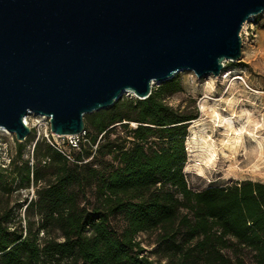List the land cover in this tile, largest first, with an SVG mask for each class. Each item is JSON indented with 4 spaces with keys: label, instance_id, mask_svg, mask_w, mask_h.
I'll use <instances>...</instances> for the list:
<instances>
[{
    "label": "trees",
    "instance_id": "trees-1",
    "mask_svg": "<svg viewBox=\"0 0 264 264\" xmlns=\"http://www.w3.org/2000/svg\"><path fill=\"white\" fill-rule=\"evenodd\" d=\"M181 91L174 76L85 115L70 158L42 138L30 162L16 141L0 193L8 202L32 185L35 198L23 200L24 224L13 221L21 205L1 209L0 264H156L143 233L177 264H264V183L188 186L184 142L198 114L166 103Z\"/></svg>",
    "mask_w": 264,
    "mask_h": 264
},
{
    "label": "water",
    "instance_id": "water-1",
    "mask_svg": "<svg viewBox=\"0 0 264 264\" xmlns=\"http://www.w3.org/2000/svg\"><path fill=\"white\" fill-rule=\"evenodd\" d=\"M264 0H0V128L22 143L29 114L52 134L125 93L145 99L182 71L219 77Z\"/></svg>",
    "mask_w": 264,
    "mask_h": 264
},
{
    "label": "rangeland",
    "instance_id": "rangeland-1",
    "mask_svg": "<svg viewBox=\"0 0 264 264\" xmlns=\"http://www.w3.org/2000/svg\"><path fill=\"white\" fill-rule=\"evenodd\" d=\"M245 24L246 29L240 31V60L226 61L219 78L209 75L196 79L191 71L177 73L175 76L181 82L182 91L166 98V103L174 109L187 108L198 114L188 124L184 142V145L187 142L186 159L189 152L192 161L183 172L188 186L195 190L229 180L264 183V11L251 16ZM230 71L233 73L223 79ZM209 84L212 89L208 88ZM124 96L134 98L128 93ZM26 124L31 137L23 141V158L31 162L35 144L42 138L46 140L47 128L45 119L33 114L26 117ZM129 126L135 127V124ZM0 136L7 143L6 151L0 152V164L7 166L15 154L16 140L13 141L12 135ZM60 141L65 144L66 138L62 137ZM16 184L17 181L13 187ZM35 189L30 185L27 189L13 191L8 202L0 193V211L6 203L15 207L21 205L16 210L19 216L13 221L21 218L24 224L23 200L34 199ZM155 239L156 233L138 236L145 253L156 264H177L176 259L163 257Z\"/></svg>",
    "mask_w": 264,
    "mask_h": 264
},
{
    "label": "built area",
    "instance_id": "built-area-1",
    "mask_svg": "<svg viewBox=\"0 0 264 264\" xmlns=\"http://www.w3.org/2000/svg\"><path fill=\"white\" fill-rule=\"evenodd\" d=\"M222 76V75H221ZM219 76V77H221ZM217 77V78H219ZM227 77V74L222 77L223 79ZM27 117V116H26ZM25 117V118H26ZM42 118L45 119V123H46V128L47 131L45 132L44 137L46 138V141L52 146L54 147L56 150H58L60 153H62L63 155H65L67 158H70L69 156V147H76L79 140L82 139L85 135V132L83 131L81 134L79 135H68V136H64V138H66V143L64 144V142H61L60 139L62 137L56 136L54 134H52L49 130V118L45 117V116H40ZM26 121V120H25ZM26 124V122H25ZM27 125V124H26ZM3 129V128H2ZM0 135H8L11 136L12 134L10 133H2L0 132ZM12 139L14 141V136L12 135ZM7 149V143L3 141L2 137L0 136V152L6 151ZM5 164H0V168L5 167Z\"/></svg>",
    "mask_w": 264,
    "mask_h": 264
},
{
    "label": "bare ground",
    "instance_id": "bare-ground-1",
    "mask_svg": "<svg viewBox=\"0 0 264 264\" xmlns=\"http://www.w3.org/2000/svg\"><path fill=\"white\" fill-rule=\"evenodd\" d=\"M246 27H247V25L246 24H244L243 25V27H242V30L244 31L245 29H246ZM225 64V63H224ZM233 72L232 71H230L228 74H227V77L230 75V74H232ZM243 79V78H242ZM234 80H238V78H235ZM208 88L210 89H212L213 88V86H212V84H209L208 85ZM206 97V96H205ZM25 120H26V118H25ZM26 122V121H25ZM0 132H2V133H9L7 130H5V129H2V128H0ZM261 155V151L259 150V156Z\"/></svg>",
    "mask_w": 264,
    "mask_h": 264
}]
</instances>
